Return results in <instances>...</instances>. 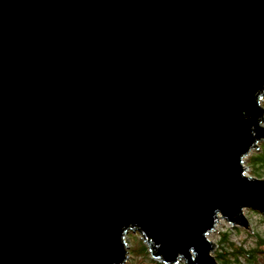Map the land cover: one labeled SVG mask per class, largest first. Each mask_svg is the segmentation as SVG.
I'll return each instance as SVG.
<instances>
[{"label":"water","instance_id":"1","mask_svg":"<svg viewBox=\"0 0 264 264\" xmlns=\"http://www.w3.org/2000/svg\"><path fill=\"white\" fill-rule=\"evenodd\" d=\"M263 100L264 0H0V264H219Z\"/></svg>","mask_w":264,"mask_h":264},{"label":"trees","instance_id":"2","mask_svg":"<svg viewBox=\"0 0 264 264\" xmlns=\"http://www.w3.org/2000/svg\"><path fill=\"white\" fill-rule=\"evenodd\" d=\"M246 160L250 174L263 178L264 142L260 144L259 151L249 154ZM245 235L254 238V243L248 247L236 245L233 241H230L229 232L227 231L219 233L217 249L214 251V257L219 264H264V235L249 232H246ZM133 237L136 241L130 248L132 261L128 264H145L146 261L149 264H161L150 259L145 245L136 235H133Z\"/></svg>","mask_w":264,"mask_h":264},{"label":"rangeland","instance_id":"3","mask_svg":"<svg viewBox=\"0 0 264 264\" xmlns=\"http://www.w3.org/2000/svg\"><path fill=\"white\" fill-rule=\"evenodd\" d=\"M262 105L264 106V100L262 101ZM254 152L255 151H253L252 153H254ZM245 165L248 167L247 173L250 174V171H249L250 169H249V166L247 165L246 158H245ZM243 213L247 217V219L250 223V233H258L260 235H264V215H261L259 212L251 210V209H245L243 211ZM238 229H239V231H238ZM225 231L229 232L230 241H233L236 245L248 247L249 245H252L254 243V241H253L254 238L247 237L245 235L246 231L238 228L237 226L232 227L228 223H226L225 221H221L218 224L216 231L210 235V239H212L217 244V241L219 239V233L225 232ZM133 235H136L139 238L138 234H131V233L128 234V237L126 239V243L128 245L129 258L127 259L126 264H128L129 262L132 261V254L130 253V248L134 245V242L136 241V239L133 237ZM129 237H131V238H129ZM216 249H217V247L215 248V250ZM213 254H214V252H213ZM145 264H149V263H147V261H146ZM180 264H182V263L180 262Z\"/></svg>","mask_w":264,"mask_h":264},{"label":"bare ground","instance_id":"4","mask_svg":"<svg viewBox=\"0 0 264 264\" xmlns=\"http://www.w3.org/2000/svg\"><path fill=\"white\" fill-rule=\"evenodd\" d=\"M210 237V236H209ZM217 247V246H216Z\"/></svg>","mask_w":264,"mask_h":264}]
</instances>
